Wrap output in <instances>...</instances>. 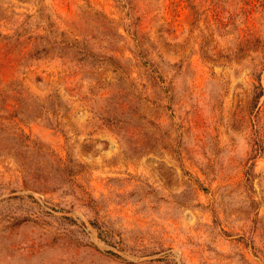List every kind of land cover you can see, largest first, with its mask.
<instances>
[{
    "label": "rangeland",
    "instance_id": "obj_1",
    "mask_svg": "<svg viewBox=\"0 0 264 264\" xmlns=\"http://www.w3.org/2000/svg\"><path fill=\"white\" fill-rule=\"evenodd\" d=\"M0 264H264V0H0Z\"/></svg>",
    "mask_w": 264,
    "mask_h": 264
}]
</instances>
